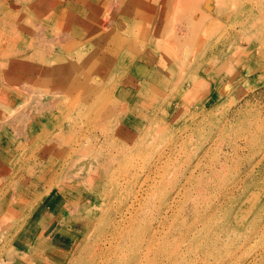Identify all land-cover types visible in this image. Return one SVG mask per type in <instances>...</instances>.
<instances>
[{
  "label": "rangeland",
  "instance_id": "1",
  "mask_svg": "<svg viewBox=\"0 0 264 264\" xmlns=\"http://www.w3.org/2000/svg\"><path fill=\"white\" fill-rule=\"evenodd\" d=\"M41 1L0 0V264H264V0Z\"/></svg>",
  "mask_w": 264,
  "mask_h": 264
},
{
  "label": "bare ground",
  "instance_id": "2",
  "mask_svg": "<svg viewBox=\"0 0 264 264\" xmlns=\"http://www.w3.org/2000/svg\"><path fill=\"white\" fill-rule=\"evenodd\" d=\"M125 1L126 0H122V2H124L125 3ZM166 1L167 0H162V4H163V8H165L164 6H165V4H166ZM204 2H207L206 4H207V9H211V8H213L211 5L212 4H215V2L212 0H204ZM123 3V4H124ZM46 4V2L43 0V1H41L40 2V6L42 7V6H44ZM141 5H144L143 3H140ZM133 6H136V4H134ZM126 7H127V5H126ZM122 8V9H124V11L122 10V12H120L119 13V15H118V18H117V20H118V22H119V25L121 26V24L122 25H125V24H127V26H132V25H134L135 24V26H136V21L131 17H129V11H127V9H128V7L127 8ZM136 9V11H137V6L135 7ZM162 8V10L161 11H163L164 13H166V10L167 9H163ZM134 9V8H133ZM139 11V10H138ZM53 14H54V11L51 13V17H53ZM135 14V13H134ZM128 15V16H127ZM159 27V26H158ZM161 28V27H160ZM118 29V28H117ZM68 31H70V33L73 35V36H75V37H79L80 39H82V38H85V37H87L88 35H87V31L86 30H83L82 28H79V27H77V26H74V27H70L69 28V30ZM155 31V30H154ZM149 32H150V30H149ZM147 37V36H146ZM144 39V38H143ZM92 41V40H91ZM56 42V41H55ZM86 43V42H85ZM83 46V45H82ZM27 53H28V51L27 52H25L24 54H22V56H24V55H27ZM72 55V54H71ZM55 56H56V58H60V60H61V62H60V65H62V66H65V64H66V60L65 59H62V58H64V57H61L60 55H56L55 54ZM59 60V59H58ZM59 60V61H60ZM62 63V64H61ZM56 65H57V63H56ZM33 70H36L34 67H33ZM51 158V157H50ZM32 193V192H31ZM1 208H2V206H1ZM212 215V214H211ZM215 215V214H214ZM259 215H262V216H264V209L260 212V214ZM211 217V216H210ZM257 217V216H256ZM209 218V217H208ZM260 218V217H259ZM262 218V217H261ZM260 218V219H261ZM210 219V218H209ZM259 219V220H260ZM258 220V219H257ZM253 222V221H252ZM263 223V222H262ZM254 224V223H253ZM255 224H256V222H255ZM261 224V223H260ZM260 224H258V225H260ZM252 225V224H251ZM253 226V225H252ZM229 228H233V229H239L240 227H238V222H237V220H236V216L234 217V219L232 220V222L230 223V226L228 227V228H224V230H222V231H225V230H228ZM232 229V230H233ZM251 231V230H250ZM190 233V232H189ZM190 235V234H189ZM221 235V234H220ZM261 236H264V223L261 225V226H258V227H256V225L255 226H253L252 227V231L249 233V235L246 237V239L248 240V243H250L251 241H256L257 242V239H259ZM184 238L185 237H188V235H184L183 236ZM216 238V237H215ZM218 238V237H217ZM225 238H226V236H225ZM230 238V237H229ZM229 238H227V242H220L219 240L217 241L216 239V241H214V239L211 241H209L207 244H208V247L209 248H211V250H213V251H217V252H222V249L223 248H226V249H228V250H230V249H232V245L234 244V242H230V240H228ZM183 239V238H182ZM220 239V238H219ZM221 240V239H220ZM179 241V240H178ZM178 241L176 242V243H178ZM239 241H241V240H239ZM246 245L247 244H242L240 247L241 248H244V250H246ZM244 250H242V251H244ZM212 251V252H213ZM224 251V250H223ZM227 251V250H226ZM264 251V250H263ZM258 255V254H257ZM260 256V255H259ZM262 256V255H261ZM260 258V257H259ZM262 258V257H261ZM263 259V258H262ZM215 260V259H214ZM251 260V259H250ZM253 260V264L255 263L254 262V260L256 261V258H254V259H252ZM218 261V260H217ZM229 261H230V258H229ZM221 262L222 261H218L216 264H221ZM257 262V261H256ZM233 263H235V264H246V260L245 259H243L242 257H241V259H235V261L233 262ZM210 264H214V262H212V263H210ZM258 264H259V262H258Z\"/></svg>",
  "mask_w": 264,
  "mask_h": 264
},
{
  "label": "crops",
  "instance_id": "3",
  "mask_svg": "<svg viewBox=\"0 0 264 264\" xmlns=\"http://www.w3.org/2000/svg\"><path fill=\"white\" fill-rule=\"evenodd\" d=\"M57 215H59V213H57V214H55V215L53 214L54 219H56V218L58 217ZM43 217L48 219V216L43 215ZM53 217H52V218H53ZM57 220H58V219H57ZM51 221H52V220H51V217H49V219H48V223H46V224L49 225V224L51 223ZM43 228H44V227H43Z\"/></svg>",
  "mask_w": 264,
  "mask_h": 264
}]
</instances>
